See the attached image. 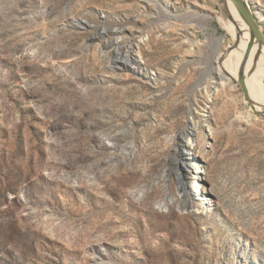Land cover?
<instances>
[{
	"label": "rangeland",
	"instance_id": "rangeland-1",
	"mask_svg": "<svg viewBox=\"0 0 264 264\" xmlns=\"http://www.w3.org/2000/svg\"><path fill=\"white\" fill-rule=\"evenodd\" d=\"M223 6L0 0V264H264V121L205 90Z\"/></svg>",
	"mask_w": 264,
	"mask_h": 264
},
{
	"label": "bare ground",
	"instance_id": "bare-ground-1",
	"mask_svg": "<svg viewBox=\"0 0 264 264\" xmlns=\"http://www.w3.org/2000/svg\"><path fill=\"white\" fill-rule=\"evenodd\" d=\"M223 4V14L219 18V21L221 22L219 27L226 31V35L225 37L222 36L218 38L216 40L217 42L215 43V47H217L219 52L215 54L214 64L212 65L213 68L211 69L212 71L209 75L211 77L209 80V86L205 88L208 95H210V93L217 92L219 89L227 91L228 89L232 90L235 88V83L238 84V87H241L240 71L245 61V56L250 44L249 30L238 15L232 2L230 0H223ZM260 22L264 25L263 18H260ZM227 36L232 37L234 41L233 43H230L228 48L225 50L222 48V45L225 43ZM261 52L262 55H260ZM136 65L140 66L139 62L136 63ZM124 69L125 71H130L136 74L137 72H140L137 67L132 66L125 65ZM246 85L248 89V95L245 93L246 104L244 105H246L247 110L246 113H244L242 116H239V120L251 123L254 122L255 119L258 120L260 118L264 121V115H258L259 112L264 111V49L261 51L258 46H255L248 59L246 67ZM196 127L197 125L195 122H190V129H188L185 134L191 136V132H195ZM189 141L190 145L192 146L193 140L189 138ZM184 156L186 158V163L184 164L185 166L183 172L189 176V164L192 162L200 164V162L197 157H193L192 155H189V153L185 154ZM200 170L202 169H199L197 172L198 174H195L192 191H190L191 184H186L182 178H179L178 183L181 193L184 197L185 206L187 204L186 202H188L190 198L192 199V196L194 198L202 199L205 194V184H203L204 178L201 176L203 173ZM170 202L173 201L171 200Z\"/></svg>",
	"mask_w": 264,
	"mask_h": 264
},
{
	"label": "water",
	"instance_id": "water-1",
	"mask_svg": "<svg viewBox=\"0 0 264 264\" xmlns=\"http://www.w3.org/2000/svg\"><path fill=\"white\" fill-rule=\"evenodd\" d=\"M235 7L238 15L246 24L247 29L250 33V44L248 46L245 61L240 71V85L242 90L248 95V89L246 85V67L250 54L252 53L255 46H258L261 51L264 49V30L263 24L260 22V18L257 16L248 0H230ZM85 25L88 23L83 22ZM262 55V52L260 53ZM256 107V105L254 104ZM259 116L264 115V111L258 113ZM173 198H170V201Z\"/></svg>",
	"mask_w": 264,
	"mask_h": 264
}]
</instances>
